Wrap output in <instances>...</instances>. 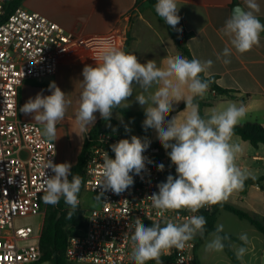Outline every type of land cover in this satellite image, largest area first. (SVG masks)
<instances>
[{"label": "clouds", "instance_id": "9594fccd", "mask_svg": "<svg viewBox=\"0 0 264 264\" xmlns=\"http://www.w3.org/2000/svg\"><path fill=\"white\" fill-rule=\"evenodd\" d=\"M243 2L244 7H235L220 29L231 45L225 46L223 52L217 54V59L225 65L231 63L233 50L243 54L259 46L261 33H264V23L258 18L261 11L258 0ZM154 9L173 30L182 32L177 27L181 17L176 0H157ZM212 66L211 59L189 60L177 54L167 58L165 67H158L155 60L141 63L135 54L101 41L95 65L83 67L82 91L75 114V122L82 133L95 124L96 113L106 122L110 121L114 109L121 105L129 106L128 98L133 95L137 85L142 90L135 96L146 117L142 126L145 131L155 130L177 174L175 177L169 174L166 182L157 185L158 193L154 192L148 197L152 207L159 210L158 215L181 209L197 213L205 206L226 201L233 191L242 189L249 178L250 174L241 170L236 163L243 148L231 142L233 129L246 115V108L230 102L222 111L212 109L207 118H202L199 105L194 103L196 97L204 96L210 84L200 74L207 76ZM153 86L155 90L150 91ZM49 91L50 95L40 92L34 98H29L19 111L31 115L33 120L41 124L42 136L53 142L57 140L56 126L64 119L72 101L66 99V94L55 82L49 84ZM180 101L186 104L183 120H179L178 115L166 119L175 110L174 104ZM107 126L110 127V123ZM149 145L147 138L142 140L132 135L130 140L120 139L110 146L115 158H111L107 152L104 154L99 184L101 193L95 197L96 201L101 202L100 196L105 191L111 190L119 195L134 184L130 173L140 175L146 171V163H152L144 155ZM42 167L53 173L51 176L46 172L43 174L42 201L57 205L63 198L71 208L67 217L72 219L80 203L78 193L83 178L73 175L72 164L68 162L54 163L47 159ZM157 168L163 171L164 165L161 163ZM206 223L202 215H191L183 223L165 220L164 226L159 222L146 226L140 218H136L127 225L128 230L132 231L130 258L134 264H147L148 261L162 264L161 256L171 249L182 251L197 235L203 238ZM222 232L223 225H217L205 245V251L224 250L225 241L229 238L227 235L222 236ZM239 239L244 245L249 243L246 233L241 234ZM246 252V247H238L235 252L237 260L243 262Z\"/></svg>", "mask_w": 264, "mask_h": 264}, {"label": "built area", "instance_id": "2783aa9c", "mask_svg": "<svg viewBox=\"0 0 264 264\" xmlns=\"http://www.w3.org/2000/svg\"><path fill=\"white\" fill-rule=\"evenodd\" d=\"M9 1L0 0V264H39L43 254L41 232L31 226L16 227L18 218L43 214L42 165L57 163V145L42 136L41 127L20 119L19 95L26 80L42 81L56 75L60 63L71 53L84 51L97 57L101 41L122 47L120 34L81 36L67 32L49 18L22 6L12 12ZM217 95L215 91L211 92ZM131 136L120 131L100 130L92 138L85 165L84 190L100 195L99 187L105 152L115 154L111 145ZM142 140L143 137H139ZM150 141V140H149ZM55 154V155H54ZM144 155L152 161L146 171L133 175L134 184L117 195L111 190L100 196L98 207L86 210L87 228L69 237L66 258L69 263L134 264L130 258L131 230L127 225L140 218L146 226L165 220L183 223L191 215H205L214 205L197 213L187 209L158 215L148 198L158 193L157 185L169 174L177 175L161 143L150 141ZM164 165L159 171L157 165ZM143 177V178H142ZM11 178V182H9ZM197 235L184 250L175 248L161 256L162 264H195ZM147 264H156L148 261Z\"/></svg>", "mask_w": 264, "mask_h": 264}, {"label": "crops", "instance_id": "0c3cea01", "mask_svg": "<svg viewBox=\"0 0 264 264\" xmlns=\"http://www.w3.org/2000/svg\"><path fill=\"white\" fill-rule=\"evenodd\" d=\"M234 1L176 0L179 8L178 15L186 30L193 34V39L187 42L193 58L201 61L211 59L213 66L208 70L207 76H216L217 84L231 91L228 96L213 95L210 92L204 94L202 98L210 102L209 106L204 108L206 118L210 115V110L222 111L228 103L232 102L246 108V115L237 125L259 123L264 127V33H261L260 45L254 46L251 51L239 54L233 50L230 64L225 65L222 60L217 59V54L222 53L225 46L231 47L228 38L223 36L220 29L236 6L244 7L243 0H236V3ZM258 3L261 7L258 18L264 23V0H258ZM22 7L49 18L67 32L77 35L97 36L116 31L121 37V48L126 45L129 53L135 54L141 63L155 60L158 67H165L169 56L181 55V51L169 32L168 25L145 2L137 7V0H25ZM95 61V57L84 51L73 52L60 63L56 75L42 81L26 80L20 89L18 110L37 93L43 92V95H50L49 84L51 82H55L66 94V99L72 101L64 119L56 126L57 140L54 142L57 145V163L68 162L73 167L77 163L89 132L100 120H103L100 114L96 113V122L89 126L86 133H82L75 122L79 95L82 91V70L85 65L94 66ZM136 87V92L134 91L133 95L128 98L129 106L121 105L120 107L144 113V109L135 99L136 93L140 94L142 90L138 88V85ZM154 90L155 86L150 91ZM184 103L180 101L174 104V109L177 110ZM184 110L185 108L173 113L168 119L178 115V119L182 121L186 114ZM19 117L22 120L37 123L31 115H25L20 111ZM123 120L126 118L119 111L114 110L110 121H104L103 126L106 130L114 131L115 129L116 132L121 131L127 134L121 124ZM109 123L110 127L107 126ZM136 133L141 137L137 129ZM143 138L159 142L154 129H150L148 135ZM231 142L238 143L243 148V153L236 160L237 165L241 170L250 174L249 178H262V181L260 184L248 186L244 191L243 188L233 191L226 202L259 219H264V145L254 147L239 135H233ZM71 160H73L72 163ZM223 212L227 211L219 213L216 227ZM240 221L242 224L238 232L223 231V233L236 237L238 240L232 242L247 248L245 255H249V259L248 261L243 259V262L240 261L241 264H264L263 235L249 222L241 219ZM245 233L249 239L247 245L239 239L240 235ZM210 237L211 235L197 250L200 264H206L202 249ZM231 248L233 249L232 245Z\"/></svg>", "mask_w": 264, "mask_h": 264}, {"label": "trees", "instance_id": "16d2710c", "mask_svg": "<svg viewBox=\"0 0 264 264\" xmlns=\"http://www.w3.org/2000/svg\"><path fill=\"white\" fill-rule=\"evenodd\" d=\"M25 0H11L9 1L8 10L9 12L14 11L18 7L22 6ZM147 3L154 13L157 15L154 9V5L157 0H137V7L141 6L143 3ZM236 3V0L234 1ZM158 16V15H157ZM159 17V16H158ZM162 19L161 17H159ZM163 20V19H162ZM182 29V32H177L173 30L169 25L168 29L173 39L176 42L179 50L181 51V56L191 60L193 56L187 47V42L189 39L193 37L191 32H188L183 24V21L180 19V23L177 26ZM123 51L129 53L128 47L126 45L122 48ZM202 79H208L210 81L209 88L206 92L215 91L218 96H228L231 91L221 88L217 84L216 76H205L204 73H201ZM194 103L199 105V111L202 118H206L204 114V108L209 106L210 102H207L202 97H196L194 99ZM186 108V104L184 103L177 110L169 113L167 119L175 112L180 111ZM119 111L126 119L132 121L137 129L138 134L141 137H146L150 131L148 129L145 131L143 128V121L145 120V113L143 112H133L128 108L119 107L114 109ZM113 110V111H114ZM105 120H100L94 128L89 132V135L93 138L96 133L100 130H106L103 126ZM233 135H239L243 140L249 141L254 147H258L260 144L264 145V127L259 123H247L242 125H237L233 129ZM91 146V142L86 140L81 154L78 157L77 163L72 167L73 175H80L83 178V183L81 186L80 192L84 191V183H85V165L87 162V155L89 152V148ZM71 180V176L69 177ZM262 178L253 179L248 178L244 182L243 191L250 185H254L256 183H261ZM79 192V193H80ZM71 211L69 205L64 202V199L61 198L60 202L57 205H49V208L45 214L42 232H41V249L43 257L39 264L50 263V264H72L67 261L66 258V249L68 246L69 237L76 232L84 231L87 228V216L86 210L79 203L78 209L73 216L72 219L67 217V213ZM221 211H227L234 215H236L239 219L245 220L249 222L253 227H255L264 237V219H259L254 215H251L245 211H242L230 204L226 201H223L219 204L214 205L213 210L205 215V219L207 221L205 225V236L201 238L197 237V248H196V257L195 264H200L198 259L197 250L204 243L211 233L215 232L217 217ZM222 236L226 235L223 232L220 233ZM228 236V240L225 241V252L230 260L234 264H241L240 260H237L235 253L231 248V242L237 241L238 239L234 236Z\"/></svg>", "mask_w": 264, "mask_h": 264}, {"label": "rangeland", "instance_id": "374dc122", "mask_svg": "<svg viewBox=\"0 0 264 264\" xmlns=\"http://www.w3.org/2000/svg\"><path fill=\"white\" fill-rule=\"evenodd\" d=\"M121 124H122L123 130L125 133H127L130 136L135 135L139 137L136 133V127L132 121L126 119V120L121 121ZM75 157L73 159L76 162ZM72 161L73 160H71V163ZM96 196H99V195L96 193L85 191V190L83 192L78 193V199L81 203V206L85 210H91V209L98 207L99 202L95 200ZM48 208H49V204H45L43 208V214L32 216V217L16 219L15 226L16 227L31 226L35 230H39L43 226L44 217H45V214ZM221 224L223 225V231H225L226 233H236L239 231L242 221H240V219L232 213L223 212L218 225H221ZM244 224H247V223H244ZM210 239L211 237L208 240ZM231 245L233 246V249H232L233 251L234 250L236 251V249L241 246L233 242L231 243ZM202 254L204 255L206 264H233L230 261V259H228L225 253V250H223L222 252H208V251H205V247H204V249H202ZM243 259H245V261H248L249 255L247 256L245 255ZM44 264H50V263H44ZM72 264H89V263H72Z\"/></svg>", "mask_w": 264, "mask_h": 264}, {"label": "water", "instance_id": "95a60500", "mask_svg": "<svg viewBox=\"0 0 264 264\" xmlns=\"http://www.w3.org/2000/svg\"><path fill=\"white\" fill-rule=\"evenodd\" d=\"M237 7V6H236ZM241 7V6H240Z\"/></svg>", "mask_w": 264, "mask_h": 264}]
</instances>
